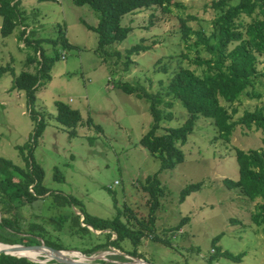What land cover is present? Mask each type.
I'll return each instance as SVG.
<instances>
[{
	"label": "rangeland",
	"instance_id": "obj_1",
	"mask_svg": "<svg viewBox=\"0 0 264 264\" xmlns=\"http://www.w3.org/2000/svg\"><path fill=\"white\" fill-rule=\"evenodd\" d=\"M211 1L172 0L171 4L177 3L181 8L171 5L169 11H163L151 7L125 16L122 23L132 27V31L121 43L109 48L119 52L121 58H108L102 63L94 52L97 35L82 24L96 26L98 23L97 14L88 6H75L71 0H20L25 3V14L18 7L17 16L21 13V23L31 30V36L53 40L60 26L72 48L42 45L45 52L56 55L57 60L50 72V82L37 90L32 107L27 105L23 92L10 91L12 74L0 77V158L24 166L17 148L31 142L35 128L33 117L43 118L46 127L33 149V158L43 168V183L51 192L76 198L87 214L101 219H112L121 209L123 220H126V210L138 219H147L149 196L140 186L146 177L157 174L163 194L154 212L155 235L170 245L152 241L153 234L143 238L137 251L144 259L140 260L151 264H210L208 259L213 254L211 247L215 237H219L216 246L222 251L245 254L239 264H264V223L258 227L251 220L255 206L263 201L250 202L238 190H229L223 184L225 179L238 177L234 149L262 148L260 132L237 127L230 142L225 143L216 139V128L209 120L199 118L193 133L181 147L183 162L171 171L159 172V161L139 145L152 123L149 105L117 88V83L127 82L164 95L171 76L181 67L196 69L200 74L199 68L189 65L182 57L187 54L194 58L196 53L185 49L180 18L195 17L187 26L203 30L208 36L214 17L207 7ZM42 13H46L44 19ZM1 23L0 16V27ZM19 34L17 25L9 36L0 35V66H11L15 75L34 71V65L25 63L32 50L18 41ZM136 44L148 46L149 50L132 56V64L125 70L124 52ZM200 56L207 57L203 51ZM260 80L264 84V77ZM261 84L256 90L262 93ZM56 101L80 113L82 125L77 127L73 137L55 121ZM235 107L238 111L235 119L245 110L264 108V93L260 100L243 96ZM171 111L172 120L163 122L164 128L179 127L188 117L179 102H174ZM163 133L164 129L157 132L158 135ZM55 169L63 181L53 179ZM196 183H202L200 189L181 202L180 191ZM51 200L49 196L44 197L40 212L49 214L45 209L51 207ZM69 210L81 215L77 208ZM183 219L181 226L174 230ZM45 227L54 243L68 248L65 253L88 257L81 251L104 241L103 237H96L102 232L91 228L94 235L84 233L80 238L66 230L58 232L51 226ZM121 247L125 252L131 250L127 240ZM125 252L109 248L91 255L94 258L91 263L133 264L137 261ZM42 255L37 261L49 256ZM120 256L123 260L118 258ZM212 264L236 263L219 258Z\"/></svg>",
	"mask_w": 264,
	"mask_h": 264
},
{
	"label": "trees",
	"instance_id": "obj_2",
	"mask_svg": "<svg viewBox=\"0 0 264 264\" xmlns=\"http://www.w3.org/2000/svg\"><path fill=\"white\" fill-rule=\"evenodd\" d=\"M71 1L78 7L88 6L97 14L96 26L87 25L85 22L82 24L97 35V47L94 52L102 63H106L108 58L116 57L117 60L121 58L119 52L111 51L109 48L121 43L132 31V27L122 23L125 16L151 7H159L163 11H169L171 5L181 8L177 3L171 4L172 0ZM19 5V0H0L2 17L0 35L5 38L13 33L17 25L20 26L18 41L32 50V55H27L25 63L27 66L34 65V71H21L15 75L11 66H0V77L6 73L12 74L10 91L23 92L27 105L32 107L36 102L37 90L50 82V72L57 60V56L47 54L42 45L49 43L53 47L60 46L64 49H71L72 46L60 30V26H57L58 35L53 40L33 38L27 26L22 28L25 24L21 23V13L17 16ZM207 7L214 13L211 21L212 31L208 36L203 30H193L187 26L188 21L196 20L195 17L187 15L180 18L185 49L196 53L194 58H189L187 54H182V57L188 60L189 65L199 68L200 74L196 69L181 67L171 76L164 95L150 93L140 84L132 85L127 82L117 83V88L127 95H133L148 103L152 123L141 137L139 145L159 161V172L171 171L183 162L184 154L181 147L193 133L195 122L199 118L209 120L216 128V139H221L225 143L230 142L237 127L259 131L262 148L247 151L235 148L238 177L235 180L225 179L223 184L229 190H238L250 202L256 199L263 201L255 206L256 212L251 217L253 224L260 227L264 223V108L255 107L252 111L245 110L235 119L238 113L235 104L240 102L243 96L260 100L264 93L256 90L257 85L261 84L260 79L264 77V0H212ZM148 50V46L140 44L127 49L123 55L125 70H128L132 64V56ZM201 51L205 52L207 57L200 56ZM261 85L264 87V84ZM174 102L181 104L188 117L179 127L164 128L161 124L172 120L171 110ZM55 108V121L68 131L70 137L76 135L77 127L82 125L79 111L58 101L55 102ZM33 118L35 128L31 142L17 148L24 166H16L0 158L1 244L38 246L43 243L55 250H68L61 243L52 241L53 237L45 227L47 225L58 232L66 230L80 238L84 233L94 235L90 228L102 232L96 237H103V242L81 251L88 257L97 252L107 251L109 248L123 253L125 251L121 243L127 240L131 244V250L126 251L125 254L143 259L137 249L141 240L151 234H153L152 241L170 245L167 240L162 241L155 235L154 212L163 194L157 174L146 177L145 183L140 186V189L149 196L150 209L147 219H138L130 210H126V220H123L122 209L117 210L116 215L108 220L91 216L82 209L81 203L76 198L51 192L45 187L43 183L45 173L41 165L34 160L33 149L46 123L43 118ZM86 123L90 125L89 120ZM159 129H164V133L158 135ZM53 179L63 181V177L56 169ZM201 186L202 183H196L183 188L180 191V201L183 202ZM47 196L52 200L51 207L45 209L49 214L45 215L40 210L41 202ZM72 207L77 208L81 215L69 210ZM184 221L185 219L174 230ZM218 240L219 237L213 238L211 247L213 254L208 259L210 264L219 258L236 264L242 262L244 253L234 255L222 251L216 246ZM118 258L123 260L122 256ZM0 264L39 263L22 257L0 254ZM46 264L60 263L49 261Z\"/></svg>",
	"mask_w": 264,
	"mask_h": 264
},
{
	"label": "water",
	"instance_id": "obj_3",
	"mask_svg": "<svg viewBox=\"0 0 264 264\" xmlns=\"http://www.w3.org/2000/svg\"><path fill=\"white\" fill-rule=\"evenodd\" d=\"M0 245L4 247V248H0V254L26 258L30 261H33V262L39 263V264H46L49 261H54V262H57L60 264H99V263H91V261H93L94 258H92L90 256L85 257V260H86L85 262H79L78 260L71 259L67 256L66 257L62 256L60 253L63 251H59V250H55V249L50 248V247H46L44 244H40L38 246H25V245H4V244L0 243ZM21 251L32 252L34 254H40L42 252L49 251L52 254V256L49 255L45 260L37 261V260L30 259V258L23 256V255H17V252H21ZM131 258H133V257H131ZM133 259H135L134 261H136V260L142 261V260L137 259V258H133ZM143 262L146 263L145 261H143Z\"/></svg>",
	"mask_w": 264,
	"mask_h": 264
},
{
	"label": "bare ground",
	"instance_id": "obj_4",
	"mask_svg": "<svg viewBox=\"0 0 264 264\" xmlns=\"http://www.w3.org/2000/svg\"><path fill=\"white\" fill-rule=\"evenodd\" d=\"M0 248H4L3 246H1L0 245ZM65 252H67V251H64V252H61L60 254L62 255V256H67V257H69V258H73L74 256H76V257H78V261L79 262H85L86 260H85V257H83V256H80L79 254H77V253H73V252H70V253H65ZM42 254H46V255H51L52 256V254L49 252V251H46V252H42V253H40V254H34V253H32V252H25V251H21V252H17V255H23V256H26V257H28V258H30V259H33V260H39V258H42L43 257V255ZM133 264H146V263H144L143 261H136V262H133Z\"/></svg>",
	"mask_w": 264,
	"mask_h": 264
},
{
	"label": "crops",
	"instance_id": "obj_5",
	"mask_svg": "<svg viewBox=\"0 0 264 264\" xmlns=\"http://www.w3.org/2000/svg\"><path fill=\"white\" fill-rule=\"evenodd\" d=\"M20 1V0H19ZM42 1V0H41ZM22 4H23V6H22ZM25 3H20V6H19V8H21L23 11H24V14H25V10H24V7H25V5H24ZM42 16H43V19L46 17V13H42ZM25 26L26 25H24V26H22V28H25ZM39 28H40V25L38 26ZM27 28V27H26ZM27 30L28 31H31V30H29V28H27ZM34 38H36L35 36H34Z\"/></svg>",
	"mask_w": 264,
	"mask_h": 264
},
{
	"label": "built area",
	"instance_id": "obj_6",
	"mask_svg": "<svg viewBox=\"0 0 264 264\" xmlns=\"http://www.w3.org/2000/svg\"><path fill=\"white\" fill-rule=\"evenodd\" d=\"M56 1H60V0H56ZM62 58H63V56H62Z\"/></svg>",
	"mask_w": 264,
	"mask_h": 264
}]
</instances>
